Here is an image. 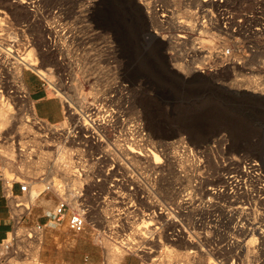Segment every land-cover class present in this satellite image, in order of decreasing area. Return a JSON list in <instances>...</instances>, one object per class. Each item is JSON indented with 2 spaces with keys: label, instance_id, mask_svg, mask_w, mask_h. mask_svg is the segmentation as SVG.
Wrapping results in <instances>:
<instances>
[{
  "label": "rangeland",
  "instance_id": "rangeland-1",
  "mask_svg": "<svg viewBox=\"0 0 264 264\" xmlns=\"http://www.w3.org/2000/svg\"><path fill=\"white\" fill-rule=\"evenodd\" d=\"M0 9V107L7 115L5 122L0 119V155L4 156H0V167L7 177L18 174L26 180L34 178L28 210L22 206L14 208L12 199L8 202L11 213H24L23 222L8 234L13 243L10 261L205 264L208 257L191 255L187 251L190 244L184 241L177 247L165 237L161 238L162 243L156 237L149 241L146 233L154 226L144 227L149 220L144 212L152 209L146 198L157 197L165 202L176 199L178 190L187 186V178L191 184L200 180L207 185L218 183L219 157L224 153L258 159L264 168V103L250 112L249 105L235 101L238 93H255L251 87L242 85L240 88L244 89H239L232 84L236 74L245 73L232 66L193 72V67L202 61L196 56H185L183 47H176L179 53L170 58L168 51L173 50L169 45L156 49L147 44L151 39L164 41L153 32L160 31L162 25L148 16L137 0H0ZM22 56L34 59L45 71L44 86L36 71L18 64ZM24 77H30L61 101L60 121L40 119L32 99L20 100L16 96L23 91V85L27 88ZM47 124L57 126V131L48 130ZM18 132L28 136L21 141ZM172 133V137H166ZM204 134L208 139L203 138ZM131 139H136L141 148L155 151L159 141L172 142L169 154L177 158L184 146L190 149L189 158L198 162L199 168L181 163L171 166L161 154V163L166 165L161 171L152 170L145 162L125 161L120 152ZM253 149L259 152L254 153ZM118 160L124 166H119L120 161L118 165L113 162ZM67 161L72 163L70 174L79 172L83 179V169L89 175L70 186L89 184L87 199L91 207L85 230L75 235L64 223L49 224L29 237L27 221L39 217L51 205L50 199L56 200L54 193H42L34 199L38 188H43L44 180L39 178L43 175L45 179L53 176L55 180H66L61 167ZM105 171L112 173L105 175ZM138 173L141 179L135 176ZM120 175L126 176L129 186L137 187L112 188L105 183ZM97 177L99 181H95ZM116 183L119 182L109 185ZM94 188L97 192L92 194ZM262 204L256 208L254 218L260 229H264ZM163 226L166 230L169 227ZM137 230L144 233V240ZM126 237L128 249L121 242ZM135 238L143 250L131 251L137 247L130 242ZM145 247L155 251H146ZM164 252H171L170 256H163ZM4 254L0 246V264ZM84 255L88 261L83 260ZM255 262L264 264V251H257Z\"/></svg>",
  "mask_w": 264,
  "mask_h": 264
},
{
  "label": "built area",
  "instance_id": "built-area-1",
  "mask_svg": "<svg viewBox=\"0 0 264 264\" xmlns=\"http://www.w3.org/2000/svg\"><path fill=\"white\" fill-rule=\"evenodd\" d=\"M137 1L148 16H153L161 23L162 28L155 34L172 47L173 51H168L170 58L179 53L176 47H183L185 56L201 59L202 64L193 67L201 73L232 66L245 74L257 73L264 80V0ZM188 43L191 44L189 48L186 47ZM38 76L42 80L41 86H44V79L47 78L42 74ZM26 93L31 99L28 87L27 92H18L16 96L25 100ZM119 161L113 162L118 165ZM219 164V182L216 184L207 185L202 183L203 180L187 184L178 190L176 199L168 202L151 196L148 200L147 197L152 209L145 211L144 215L152 221L150 226L154 227L149 228L150 232L146 234L149 241L156 237L159 243H162V237L168 238L174 247L184 240L188 241L190 247L187 251L191 255L208 257L205 264H253L257 251H264V243L259 244L260 239L256 238L254 232L256 208L264 203L263 165L258 159L241 153H224L219 157ZM107 173L112 172L105 171L103 174ZM139 175L135 176L141 179ZM33 179L26 180L18 174L7 177L0 167V194L7 202L12 199L14 208L22 206L28 210ZM55 179L53 176L45 179L43 175L39 178L44 180L43 188L34 199L42 193H54L56 200L53 208L47 212L45 221L37 218L27 221L28 236L41 232L49 224L59 226L64 223L66 229L75 235L85 230L91 207L87 199L89 184L70 187L71 183L68 184L61 177ZM94 179L99 181L98 177ZM114 181L119 184L109 185L114 184ZM114 181L105 183L112 188L129 186L126 176L120 175ZM136 187L134 184L129 186ZM91 192L95 194L97 190L94 188ZM11 216L9 234L23 222L24 213H11ZM163 224L169 225L167 230ZM128 239L126 237L121 241L123 248H130L126 247ZM136 239L130 240L134 247L137 246L136 249L131 248L132 252L143 248ZM0 246L5 252L1 264H19V260L10 261L8 258L13 248L12 239L9 240L7 236L0 241ZM144 250L153 252L154 249L145 247ZM88 259L84 255L83 260Z\"/></svg>",
  "mask_w": 264,
  "mask_h": 264
},
{
  "label": "bare ground",
  "instance_id": "bare-ground-1",
  "mask_svg": "<svg viewBox=\"0 0 264 264\" xmlns=\"http://www.w3.org/2000/svg\"><path fill=\"white\" fill-rule=\"evenodd\" d=\"M90 4V3H89ZM2 10V9H0ZM156 19L154 18V21ZM142 21V20H141ZM153 19L150 18V22H152ZM153 23V22H152ZM154 33H156L157 31H154ZM150 38V37H149ZM143 40H145L143 38ZM150 40V39H149ZM146 42V41H145ZM149 45H152L154 46V48L156 49H161L162 47H165L166 45H168L166 42H159L158 40L156 39H151L150 41H148ZM10 45V43L8 44ZM12 45V44H11ZM15 45V44H14ZM13 45V46H14ZM165 45V46H164ZM12 47V46H11ZM9 49V47H8ZM12 49V48H11ZM10 49V50H11ZM28 55V54H27ZM23 57V58H22ZM21 58H19L18 60L20 62H18L19 65H25L31 69H33L34 71H36L38 74H42L44 75L45 71L42 70L36 63V61L34 59H29V57H25V56H22ZM177 67H179L178 64L174 63ZM26 67V68H27ZM199 70H195L193 69V72H198ZM171 73H173V71H170ZM18 74V77H20V72L17 73ZM174 74V73H173ZM198 76V75H197ZM194 77V76H193ZM196 77V76H195ZM232 84H234L235 86H237L239 89H244V88H240L242 85L246 86V87H251L253 89V91H255V93L253 92H244V93H238V99H236L235 97V101H237L239 103V105H243V104H247L249 105L251 108V111H255V110H258V106L262 103H264V80L261 79V76L258 75L257 73H253L251 72L250 74H236L233 78H232ZM23 85V84H22ZM23 91L21 92H27V88H25V86L23 85ZM237 92V91H236ZM235 92V93H236ZM240 92V91H239ZM235 95V94H234ZM233 95V96H234ZM237 95V94H236ZM28 97L27 93H26V98ZM234 100V99H233ZM247 103H246V102ZM7 103V102H6ZM33 103V102H32ZM8 105V104H7ZM4 108V107H3ZM2 107H0V119L2 122H5L6 119H7V115L5 114L4 112V109ZM32 110V109H31ZM30 111V110H29ZM31 114V113H30ZM33 115V114H32ZM244 115V114H243ZM255 115V114H254ZM25 118V117H24ZM25 121H27V119H25ZM249 121V120H248ZM9 123V122H8ZM23 123V122H22ZM44 123V122H42ZM5 125V124H4ZM32 126V125H31ZM18 127V126H17ZM30 127V126H29ZM46 127H48V130H51L53 132H56L57 131V126L55 125H50V124H47ZM62 127H64V125H62ZM22 129V127H20ZM60 128V127H59ZM19 129V127H18ZM32 129V128H31ZM47 129V128H46ZM21 131V130H20ZM28 132V131H27ZM19 133V136H17L20 140L21 139H25V137L28 136V134L25 132H18ZM17 134V133H16ZM23 141V140H21ZM180 141V140H179ZM183 141H180V145H182ZM19 143V142H18ZM47 143V142H46ZM20 144V143H19ZM39 144V143H38ZM21 145V144H20ZM50 145V143H49ZM173 143L172 142H162V141H159L157 143V151L155 150H152L151 148H148V147H145V148H141L138 144H137V140L135 139H131L128 146H125V148H123V150H121V155H122V158L125 160V161H129V160H132L134 162H145L147 165L150 166V168L152 170H163L164 166L163 167V164L161 163V155H163L165 158V160L167 162H169L171 164V166H178L176 165L177 163H181V164H184L185 166H190V165H194V167L196 169L199 168V163L197 162L196 164V161L194 162V159H190L189 156L191 155L190 154V149H184V146H181L183 147V150L181 149L182 151V155L181 157L179 156V158H177L175 156V154L173 155H170L169 154V151L171 148H173ZM13 146V145H12ZM137 147V149H135ZM66 148V147H65ZM69 149V148H67ZM122 149V148H120ZM2 150V149H1ZM0 150V152H1ZM4 150V149H3ZM24 150V149H23ZM255 150V151H254ZM11 151V150H10ZM14 151V150H13ZM5 153H7L5 150H4ZM15 152V151H14ZM18 152V151H17ZM40 152V151H39ZM38 152V153H39ZM171 152V151H170ZM253 152L254 153H258L259 151H257L256 149H253ZM4 153V154H5ZM21 155L24 153L23 152H19ZM61 153V152H60ZM12 152H11V157H12ZM161 154V155H160ZM7 155V159H8V153L5 154ZM15 155V154H14ZM2 156V155H0ZM4 158V156H2ZM14 157V156H13ZM19 157V156H18ZM23 158V157H22ZM40 158V157H39ZM1 159V158H0ZM10 159V157H9ZM27 159V158H26ZM25 160V159H24ZM28 160H31V158H28ZM4 161V160H3ZM33 161V160H32ZM11 162V161H10ZM27 162H30V161H27ZM25 162V163H27ZM5 163V162H4ZM8 163V162H7ZM32 163V162H31ZM123 164V162H121ZM2 164V163H1ZM137 164V163H136ZM44 166V165H43ZM72 166V163L71 161H67L66 165L61 167V170L63 171V176L65 177L66 180H68L69 183L73 184L74 182L78 181L80 182V180H85L88 178V173L86 172V170H83L82 169V173L84 175V178L82 179L81 176H80V173H76L75 175L74 174H70V172H68V168ZM124 166V164H123ZM36 167V166H34ZM40 167V166H39ZM169 167V166H168ZM38 168V167H37ZM43 168V167H42ZM166 168V167H165ZM49 169V168H48ZM58 169V168H57ZM190 169V168H189ZM32 170V169H31ZM42 170V169H41ZM176 170V169H175ZM38 171V170H37ZM39 172V171H38ZM73 176V177H72ZM188 182L187 184H190V181L189 179L187 178L186 179ZM221 182H223V179H221ZM224 182L226 183L227 181L224 180ZM42 184V183H41ZM119 183H116V186L118 185ZM38 190L41 191V189L38 188ZM263 190L262 188L260 189V191ZM177 195V194H176ZM152 224V221L151 220H148L146 221V224L144 225L145 228H148V226H150ZM139 229V228H138ZM18 230V229H17ZM19 232V231H18ZM254 232L256 234V238L260 239V242H264V229H260L258 226H255L254 227ZM137 234L139 235V237L144 240V238L146 237L144 235L143 232H140L139 230H137ZM184 242H186L187 244L188 241L184 240ZM167 251V250H165ZM171 253V252H170ZM170 253L168 252H164L163 256H166V257H169L170 256ZM184 254V253H183ZM122 255V254H121ZM117 256V255H116ZM183 257V256H182ZM121 258V257H119ZM156 258H153L152 260H154ZM185 259V258H184ZM118 260V259H117ZM167 260V258H166ZM26 264H30V262H26ZM110 264H115V263H112V261H110ZM119 264V262H118Z\"/></svg>",
  "mask_w": 264,
  "mask_h": 264
},
{
  "label": "crops",
  "instance_id": "crops-1",
  "mask_svg": "<svg viewBox=\"0 0 264 264\" xmlns=\"http://www.w3.org/2000/svg\"><path fill=\"white\" fill-rule=\"evenodd\" d=\"M26 87L29 89L30 97L34 101L33 107L36 115L45 121L55 123L63 117V107L61 101L56 97H51L45 89L41 88L39 83L34 82L30 77H24ZM18 191L15 185V192ZM49 201V199H48ZM51 205L37 215L41 221L47 219V212L55 204V198L50 199ZM35 213V212H34ZM12 228V216L8 202L0 194V241L7 238Z\"/></svg>",
  "mask_w": 264,
  "mask_h": 264
},
{
  "label": "water",
  "instance_id": "water-1",
  "mask_svg": "<svg viewBox=\"0 0 264 264\" xmlns=\"http://www.w3.org/2000/svg\"><path fill=\"white\" fill-rule=\"evenodd\" d=\"M174 134H175V133H172V134H170V135H168V136H166V137H167V138H168V137H172ZM203 138L208 139V135L204 134V135H203Z\"/></svg>",
  "mask_w": 264,
  "mask_h": 264
}]
</instances>
